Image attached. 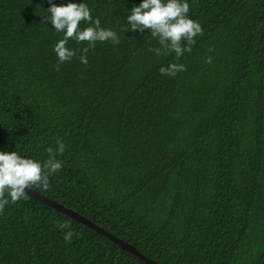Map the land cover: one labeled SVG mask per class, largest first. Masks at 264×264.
Returning a JSON list of instances; mask_svg holds the SVG:
<instances>
[{
    "label": "trees",
    "instance_id": "trees-1",
    "mask_svg": "<svg viewBox=\"0 0 264 264\" xmlns=\"http://www.w3.org/2000/svg\"><path fill=\"white\" fill-rule=\"evenodd\" d=\"M85 2L119 37L87 64L74 40L58 63L47 0H0V150L51 148L62 167L33 188L160 264H264V0H189L203 31L178 59L127 32L140 0ZM0 264L147 263L26 192L0 208Z\"/></svg>",
    "mask_w": 264,
    "mask_h": 264
},
{
    "label": "clouds",
    "instance_id": "clouds-1",
    "mask_svg": "<svg viewBox=\"0 0 264 264\" xmlns=\"http://www.w3.org/2000/svg\"><path fill=\"white\" fill-rule=\"evenodd\" d=\"M49 7L45 8L48 15L42 17L51 28L61 33L62 36L53 45V52L58 63L70 60L76 55V50L68 47L69 40L77 44L87 42L80 49L79 60L87 64L85 55L90 47L97 41H110L119 43V37L112 28L102 27L99 17H93L92 11L85 0H67L66 3L57 4L54 0H47ZM189 0H140L139 4L132 3L127 8L126 25L128 31L144 33L150 32L159 47L150 48L157 56L175 53L180 58L185 52L191 51V45L195 43V37L202 33L203 29L198 20L189 15ZM81 21L86 26H81ZM212 57H206L207 63H211ZM185 70L182 63H169L161 66L159 72L164 75L174 76L177 72ZM58 152L64 151V144L57 141ZM47 161H40L28 156H22L15 150H0V208L9 202L15 203L22 198L26 189L34 186H48L49 176L56 173L62 167L60 160L52 154L49 148ZM66 239L68 237H65Z\"/></svg>",
    "mask_w": 264,
    "mask_h": 264
},
{
    "label": "water",
    "instance_id": "water-1",
    "mask_svg": "<svg viewBox=\"0 0 264 264\" xmlns=\"http://www.w3.org/2000/svg\"><path fill=\"white\" fill-rule=\"evenodd\" d=\"M26 192L29 195L38 198L43 203H46L49 206L55 208L56 210L61 211L62 213H65V214L69 215L70 217L81 221L82 223H84L88 227L93 228V229L99 231L100 233L106 235L112 241L119 244L122 248L126 249L127 251H130L131 253H133L135 255H137L141 260H143L147 264H160L159 262H157L152 257L143 253L141 250H139L137 247H135L130 242H128V241L124 240L123 238L115 235L114 233H112L111 231L102 227L101 225L97 224L96 222L92 221L88 217L81 215L79 212L75 211L74 209L69 208L66 205L58 202L57 200L48 197L47 195L41 193L40 191L34 189L33 187L30 189H26Z\"/></svg>",
    "mask_w": 264,
    "mask_h": 264
}]
</instances>
